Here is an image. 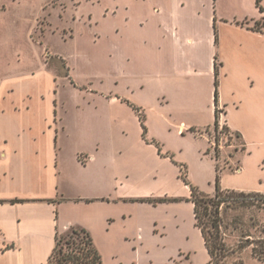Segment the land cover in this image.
I'll return each mask as SVG.
<instances>
[{
    "label": "crops",
    "instance_id": "0c3cea01",
    "mask_svg": "<svg viewBox=\"0 0 264 264\" xmlns=\"http://www.w3.org/2000/svg\"><path fill=\"white\" fill-rule=\"evenodd\" d=\"M98 1L100 19H112L113 55L100 91L83 87L93 102L85 107L55 90L35 121L29 94L21 107L2 110L0 264H46L59 228L95 237L100 212L105 223L132 217L133 206L194 208L191 184L216 190L218 159L206 131L217 112L243 146L232 158L241 171L224 168L221 187L264 193V32L218 18L217 39L213 12L203 29L179 18L182 6L207 0Z\"/></svg>",
    "mask_w": 264,
    "mask_h": 264
},
{
    "label": "rangeland",
    "instance_id": "374dc122",
    "mask_svg": "<svg viewBox=\"0 0 264 264\" xmlns=\"http://www.w3.org/2000/svg\"><path fill=\"white\" fill-rule=\"evenodd\" d=\"M211 12L217 18L214 26L218 36V18L249 24L253 29L260 21L264 32V0L260 6L257 0H207L178 10L179 18L193 22L199 29H203V18ZM111 21L100 19L98 0H0V129L6 124L2 110L11 111L14 103L21 107L28 94L34 110L29 119L34 121L48 111V98L55 90L62 97L74 94L84 106L93 102V96L86 95L83 87L93 85L100 91L102 76L111 70ZM103 28L109 32L101 35ZM127 54L119 53L122 62ZM66 73L79 87L70 84ZM10 89L13 91L8 93ZM218 113L221 121L223 113ZM206 132L211 145L214 140L223 145L214 150L220 171L225 168L236 172V166L241 165L232 158L243 148L241 139L226 131L220 135L213 128ZM244 193L234 195L236 204L222 209L229 248L224 263L264 264V193ZM155 204L133 206L132 217L129 214L127 219L105 223L100 212L99 230L95 237L90 233L103 264H208L209 254L195 224L193 206ZM140 226L143 232L136 234ZM58 230L67 233L70 228ZM254 247L259 249L258 254Z\"/></svg>",
    "mask_w": 264,
    "mask_h": 264
},
{
    "label": "trees",
    "instance_id": "16d2710c",
    "mask_svg": "<svg viewBox=\"0 0 264 264\" xmlns=\"http://www.w3.org/2000/svg\"><path fill=\"white\" fill-rule=\"evenodd\" d=\"M261 0H257L260 6ZM263 23L257 21L255 29L262 31ZM218 39V35H217ZM216 103H219V79L218 64L216 63ZM145 132L147 127L144 123V116L140 113ZM219 113L213 125V129L219 131ZM230 128L226 125L224 131L228 132ZM236 137L240 138L238 133ZM184 179L187 181L186 176ZM221 171L218 167V175L216 179V190L213 194H209L191 184L192 195L190 201L194 204L195 224L200 229L206 249L209 254L208 264H225L224 259L229 254V248L226 245L224 232L222 209L225 206L236 204L237 197L234 195H244L243 191L235 189H223L220 184ZM189 183V182H188ZM235 197V198H234ZM259 249L254 247V252ZM258 254V253H257ZM46 264H103L102 256L95 245L94 239L86 228L80 226H72L67 233L56 235V245Z\"/></svg>",
    "mask_w": 264,
    "mask_h": 264
},
{
    "label": "built area",
    "instance_id": "2783aa9c",
    "mask_svg": "<svg viewBox=\"0 0 264 264\" xmlns=\"http://www.w3.org/2000/svg\"><path fill=\"white\" fill-rule=\"evenodd\" d=\"M220 121V120H219ZM227 124H226V122H225V120H224V118L222 117V120L220 121V124H219V134L220 135H222V134H224L225 133V131H224V127L226 126ZM227 134L229 135V136H233V135H235L231 130H229L228 132H227ZM212 149H213V153H214V155L216 156V154H215V152H214V150H216L215 149V147H222L223 145L221 144V142L219 143V141L218 140H214L213 142H212ZM214 146V147H213ZM216 158H217V156H216ZM241 166H239V165H237L236 166V168H235V171L236 172H240L241 171Z\"/></svg>",
    "mask_w": 264,
    "mask_h": 264
}]
</instances>
